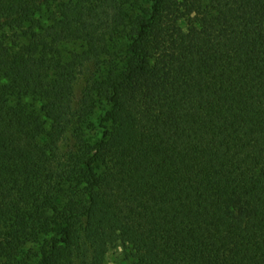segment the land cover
I'll use <instances>...</instances> for the list:
<instances>
[{
    "label": "trees",
    "instance_id": "1",
    "mask_svg": "<svg viewBox=\"0 0 264 264\" xmlns=\"http://www.w3.org/2000/svg\"><path fill=\"white\" fill-rule=\"evenodd\" d=\"M118 245L264 264V0H0V264Z\"/></svg>",
    "mask_w": 264,
    "mask_h": 264
},
{
    "label": "rangeland",
    "instance_id": "2",
    "mask_svg": "<svg viewBox=\"0 0 264 264\" xmlns=\"http://www.w3.org/2000/svg\"><path fill=\"white\" fill-rule=\"evenodd\" d=\"M60 50L64 57H68L73 53L81 52L82 47L80 44L65 43L61 45ZM104 109L105 108H100L97 114L95 115V123H99V120L104 117ZM105 264H134V262L130 258L126 248L122 245H118L107 253L105 258Z\"/></svg>",
    "mask_w": 264,
    "mask_h": 264
}]
</instances>
